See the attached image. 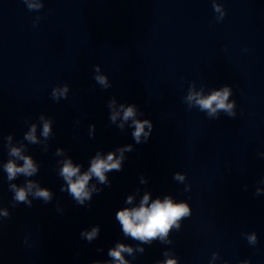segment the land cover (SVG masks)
<instances>
[{
	"label": "water",
	"instance_id": "water-1",
	"mask_svg": "<svg viewBox=\"0 0 264 264\" xmlns=\"http://www.w3.org/2000/svg\"><path fill=\"white\" fill-rule=\"evenodd\" d=\"M224 87L234 117L187 100ZM121 105L135 117L124 121ZM133 119L153 125L147 142H136ZM33 125L35 143L24 138ZM12 147L33 160V176L8 182L3 165L22 164ZM110 153L120 170L106 171L105 183L92 176L91 199L79 204L60 175L64 162L83 174ZM29 180L51 200L30 194L31 206L13 207L9 183ZM146 194L149 205L170 197L191 210L150 244L116 219ZM4 210L0 264H115L108 252L117 244L133 249L122 253L128 264H264V0H0ZM93 228L88 241L81 233Z\"/></svg>",
	"mask_w": 264,
	"mask_h": 264
},
{
	"label": "clouds",
	"instance_id": "clouds-1",
	"mask_svg": "<svg viewBox=\"0 0 264 264\" xmlns=\"http://www.w3.org/2000/svg\"><path fill=\"white\" fill-rule=\"evenodd\" d=\"M37 7L34 4H28V8L32 9ZM216 10H219L218 6ZM99 69L97 68V71ZM95 79L105 87H107V80L104 76H96ZM67 92V88L64 89H54L52 92L53 99L57 100L58 96H65ZM231 94V89L229 87H224L221 90H214L210 95L203 96L200 93L191 92L187 96L188 101H195L197 105H199L200 109L207 110L209 116H216L219 110H223L230 117L235 116V112L233 111L234 104L227 103L228 97ZM123 110V120L127 121L130 118H134L136 112L133 106H129L126 109L124 105H121ZM118 112L113 113L111 116V120L115 121ZM133 124L135 126V130L133 132V137L136 142H140V138L143 135L145 137V142L149 137V133L152 130L153 125L149 120H135L133 119ZM145 125L148 126L149 132H145ZM122 128L123 125L121 124ZM50 132V125L48 122H44L43 124V135L47 137ZM26 140L35 143V125L32 126L31 130L25 134L24 137ZM10 140L11 137H8ZM130 150V146L129 149ZM125 149H121V157L123 159V152ZM8 155L11 157H16L17 159L22 161L21 165H17L14 160H8L6 164L3 165V170L7 175L8 182L15 180L19 175H23L25 177H31L37 172V167L34 165L33 160L29 156L22 155L21 149L12 147ZM120 159H114L113 154H109L106 159L101 158L99 155L96 156L91 161L90 169L80 174L79 166H73L71 160H67L64 162L60 175L67 182V191L68 193L79 203L83 204L85 199H91V195L89 190L87 189V185L92 176H95L99 179L101 183L106 182L105 172L110 171L112 169L120 170ZM75 178V179H74ZM176 179L183 181L184 176L179 173L175 176ZM35 189V191H33ZM9 190L14 194L13 195V207L17 204L23 203L27 206L32 205V201L29 200V195L31 194L34 198L43 199L45 203L51 200L50 191L46 188H40L37 183L32 181H27L25 187H18L14 183H9ZM64 189H62L63 191ZM93 191H96L93 188ZM149 196L146 194L143 197V200L140 203L139 207L135 208H125L119 211L116 214V219L119 221V224L122 226L123 233L127 236H130L134 240H138L141 243L150 244L155 238L159 237L162 240L167 237L169 230L175 226L177 230L180 229V224L178 221L182 217L191 216V210L187 203L181 202L179 204L173 203L170 197H165L163 201L160 199H156L150 205L148 203ZM128 202L131 203V197L128 198ZM4 218L9 217V212L4 210L0 213ZM98 233V228H93L91 232L81 233L82 236L86 237L88 241L93 240ZM250 243H256L255 234L248 237ZM139 251L143 252L144 249L140 248ZM132 254L133 249L131 247H126L123 244H117L114 249L109 250L108 255L112 257L115 261V264H128L127 261L124 260L122 253ZM165 264H176L175 260L169 259L165 262ZM244 264H248V262H244Z\"/></svg>",
	"mask_w": 264,
	"mask_h": 264
}]
</instances>
